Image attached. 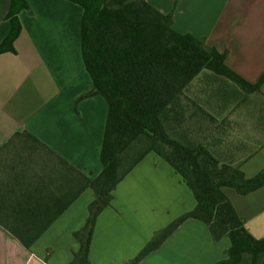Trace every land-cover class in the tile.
Here are the masks:
<instances>
[{
    "label": "crops",
    "instance_id": "obj_1",
    "mask_svg": "<svg viewBox=\"0 0 264 264\" xmlns=\"http://www.w3.org/2000/svg\"><path fill=\"white\" fill-rule=\"evenodd\" d=\"M25 1L28 7L17 14L21 31L13 43L15 52L0 53V207L6 212L16 207L43 208V215L11 217L46 222L52 209L67 199V175L52 167L49 159L30 152L28 140L13 139V135L31 133L74 167L95 176L101 170L99 151L107 104L101 95L77 100L92 87L81 54L82 6L70 0ZM146 1L162 13L170 12L174 4V0ZM9 5V0H0V42L10 28ZM172 27L226 51L227 66L251 83L264 72V0H178ZM258 95L264 99V82ZM149 153L156 157L146 165ZM149 153L117 184L111 204L98 215L90 264H130L138 254L123 246L133 235L134 218L156 204L144 198H159V184L152 188L148 177L159 173L160 156ZM238 165L246 177L261 170L264 142ZM223 191L251 235L263 238L264 185L244 195L229 187ZM92 199V190H83L29 248L0 224V264H67L78 247L72 232L85 222ZM195 204L193 197L185 210ZM200 222L184 221L160 247L190 229L209 238L207 225ZM210 247V251L158 248L137 264H215L225 254L215 251L214 244Z\"/></svg>",
    "mask_w": 264,
    "mask_h": 264
},
{
    "label": "trees",
    "instance_id": "obj_2",
    "mask_svg": "<svg viewBox=\"0 0 264 264\" xmlns=\"http://www.w3.org/2000/svg\"><path fill=\"white\" fill-rule=\"evenodd\" d=\"M9 1L6 19L10 28L0 42V53L15 52L13 43L21 31L17 14L28 7L25 0ZM70 1L83 8L81 54L92 83L91 89L77 100L101 95L107 104L99 151L101 170L91 176L31 133H15L13 139L28 140L30 152L49 159L52 167L66 173L67 199L52 209L46 222L11 217L43 215V208L16 207L6 212L0 207V224L29 248L83 190L90 188L93 199L87 206L85 222L72 232L78 247L67 263L90 264L89 251L98 215L111 204L117 184L152 151L180 175L196 204L155 231L130 264H137L156 251L188 219L205 223L214 241L229 239L225 256L215 264H264V237L251 235L223 191L229 187L244 195L262 187L264 167L246 177L239 165L220 163L205 144L195 143L185 133L178 134L190 116L184 91L201 72L224 77L249 94H260L264 72L251 83L227 66L226 51H218L192 33L173 29V11L178 0H174L168 13L160 12L146 0Z\"/></svg>",
    "mask_w": 264,
    "mask_h": 264
},
{
    "label": "rangeland",
    "instance_id": "obj_3",
    "mask_svg": "<svg viewBox=\"0 0 264 264\" xmlns=\"http://www.w3.org/2000/svg\"><path fill=\"white\" fill-rule=\"evenodd\" d=\"M184 94L190 116L178 134L185 133L195 143L205 144L220 163L236 166L247 153L264 142V99L258 94L244 93L233 82L209 71L201 72ZM146 157L147 165L156 156L149 153ZM157 159L159 173L148 177V183L152 188L155 183L159 184V198H144L156 204L149 203L152 208L147 207L134 218L133 235L124 241L126 251H140L155 231L184 213L193 200L190 189L173 168L161 157ZM211 244L216 245L215 251H224L229 239L214 241L210 234L207 238L201 231L190 229L168 239L157 251H210Z\"/></svg>",
    "mask_w": 264,
    "mask_h": 264
}]
</instances>
